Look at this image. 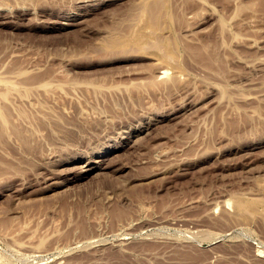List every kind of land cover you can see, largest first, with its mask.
Returning a JSON list of instances; mask_svg holds the SVG:
<instances>
[{"label": "rangeland", "instance_id": "rangeland-1", "mask_svg": "<svg viewBox=\"0 0 264 264\" xmlns=\"http://www.w3.org/2000/svg\"><path fill=\"white\" fill-rule=\"evenodd\" d=\"M0 264H264V0H0Z\"/></svg>", "mask_w": 264, "mask_h": 264}, {"label": "bare ground", "instance_id": "bare-ground-1", "mask_svg": "<svg viewBox=\"0 0 264 264\" xmlns=\"http://www.w3.org/2000/svg\"><path fill=\"white\" fill-rule=\"evenodd\" d=\"M106 154H107V153H106ZM102 156H103V155H102ZM102 160H103V159H102ZM98 162H101V160H100V161H98ZM92 168H95V167H91V169H92Z\"/></svg>", "mask_w": 264, "mask_h": 264}]
</instances>
